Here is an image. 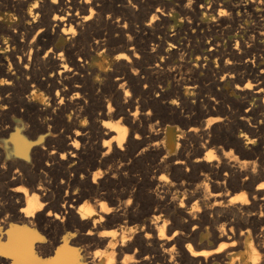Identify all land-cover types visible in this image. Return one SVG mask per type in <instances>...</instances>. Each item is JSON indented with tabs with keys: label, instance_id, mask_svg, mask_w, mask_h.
<instances>
[{
	"label": "bare ground",
	"instance_id": "6f19581e",
	"mask_svg": "<svg viewBox=\"0 0 264 264\" xmlns=\"http://www.w3.org/2000/svg\"><path fill=\"white\" fill-rule=\"evenodd\" d=\"M177 1L0 0V264H264V0Z\"/></svg>",
	"mask_w": 264,
	"mask_h": 264
},
{
	"label": "rangeland",
	"instance_id": "374dc122",
	"mask_svg": "<svg viewBox=\"0 0 264 264\" xmlns=\"http://www.w3.org/2000/svg\"><path fill=\"white\" fill-rule=\"evenodd\" d=\"M43 0H40V4H41V2H42ZM225 1H231V0H225ZM179 2L180 1H177V0H163V3H164V5L166 6V7H174V11H172L171 13H170V15L168 16L166 13L164 14V17H165V23H164V26H163V33L165 34V35H167V37H175L176 38V42L175 43H178V42H181L182 41V38H183V34H184V26H185V19L180 15V12H178V7H177V4H179ZM177 11V12H176ZM2 15V16H1ZM3 15H9L10 16V14H8V10H5L4 12H1V14H0V17L2 18V23L4 24V26H6V27H10V24L8 23V21H7V19L6 18H3ZM181 17V18H180ZM198 18H200V17H198ZM201 20H203L204 22H209V21H211L212 19H210V18H206V19H202L201 18ZM17 21H20V19H18L17 18ZM180 33H179V32ZM182 31V32H181ZM177 33H178V35H177ZM180 34V35H179ZM176 35V36H175ZM178 36V37H177ZM181 36V37H180ZM215 39L216 40H218V41H220L221 43H222V39H221V37L217 34L216 36H215ZM232 39V40H231ZM233 39H234V36L233 35H231L230 37H229V39L228 38H226L225 39V41H224V43H225V48H228V47H232V42H233ZM230 42H229V41ZM183 42V41H182ZM181 42V43H182ZM260 44H259V46L263 49V51H264V44L263 43H261V42H259ZM55 44H59V45H64V46H66L67 45V43H66V41H64V40H62V39H56L55 40ZM226 44H228V46L226 45ZM175 46H177V44H175ZM162 49L164 50V49H167V46L165 45V47H164V45H163V47H162ZM172 50H175L174 48H172ZM172 50L170 51L169 50V52H172ZM9 51H10V48H9ZM8 52V50H5L4 48H3V46L1 47V49H0V58H1V61H2V59L4 58V56L6 55V54H8L7 53ZM95 55L94 54H92V58L88 61V65H89V67L90 68H93V69H95V68H97L98 67V59L96 58V56L94 57ZM2 63V65H4L3 67V69L5 70L6 69V64H5V62H1ZM189 63H192V61H190ZM207 64H208V62H207ZM209 66H211V67H213V65L212 64H210ZM96 75H98V73L96 72V71H93L92 72V74H91V76H90V79H91V81L92 82H95L96 84H99V83H102L103 81H104V79H103V77L102 76H96ZM98 79V80H97ZM203 85V87L204 88H208V85H207V83L206 82H203L202 83ZM206 84V85H205ZM219 90L218 91H220L222 94H224V96L227 98V99H230V100H233V101H237L236 103L237 104H234V105H232V106H227V105H225L224 106V109L226 110L227 109V112L230 114L231 112V114H233L232 116L236 119L237 117H238V114L240 113V107L238 106V101H240L241 100V96H240V94H239V92L238 91H236L235 90V88L233 87V85L230 83V82H227V81H224V82H222V84H220V86H219V88H218ZM231 95V96H230ZM174 97V96H173ZM246 102H251V100L249 101V100H245ZM245 102V103H246ZM50 104L51 103H49L48 105H47V107L49 108L50 107ZM253 104H255L254 106L256 107V106H258V102L257 101H253ZM236 105V106H235ZM203 109H202V108ZM200 108V109H199ZM212 108V107H211ZM232 108V109H231ZM234 108H235V110H234ZM206 108L205 107H203V106H199L198 108H197V110H194V111H192V112H190V113H181V115L177 118V121L176 122H172L173 124H168L169 126H171L172 128H180L181 126H183V125H185V123L187 122V121H192V122H198L200 119L201 120H203L202 118H201V113L205 110ZM232 110V111H231ZM186 114V115H185ZM188 114V115H187ZM194 114V115H193ZM230 114V115H231ZM222 114L221 113H213V114H211L210 116H209V118L211 117L212 119L214 118H217V117H220ZM187 117V118H186ZM207 119V118H206ZM180 120V121H179ZM205 120V119H204ZM115 121V120H114ZM230 123H232V126H234V122L231 120L230 121ZM236 135H238L239 134V131L237 130L236 131V133H235ZM263 152V151H262ZM252 160V159H251ZM257 183H259V182H257ZM256 183V184H257ZM52 231V230H51ZM84 242H76V244H75V247H74V249L76 248V250L75 251H81V249L83 250V248L85 249V247L87 246V244L86 243H84ZM82 244V245H81ZM79 245V246H78ZM86 245V246H85ZM83 246V247H82ZM81 248V249H80ZM214 264H217V262H215L214 261Z\"/></svg>",
	"mask_w": 264,
	"mask_h": 264
},
{
	"label": "clouds",
	"instance_id": "9594fccd",
	"mask_svg": "<svg viewBox=\"0 0 264 264\" xmlns=\"http://www.w3.org/2000/svg\"><path fill=\"white\" fill-rule=\"evenodd\" d=\"M89 2H90V0H89ZM193 2H194V0H187V5H186V7L190 8L191 5L193 4ZM38 3H39V0H37V2L34 3V4L32 5V8L37 7V6H38ZM53 3H56V0H53ZM129 3H131V0H129ZM133 7H135V6L133 5ZM30 11H31V9H30ZM157 11H160V9H157ZM219 15H220V16H226V15H228V13H227L226 11H220ZM33 19H36V17H33ZM85 19H91V16H89V17H85ZM156 19H158V17L155 16V15H153L152 20L155 21ZM213 19H214V18H213ZM125 27H127V25H125ZM69 31L72 33L73 36L76 35L74 29H69ZM128 39L131 40L132 37L129 36ZM5 43H7L6 40H5ZM237 46H238V45H237ZM153 51H155V47H153ZM60 59L63 60V54H61ZM116 59L119 60V59H121V57H120V56H117ZM124 59H127V57H124ZM65 68H67V65H65ZM5 83H9V82L6 81V80H0V84H5ZM120 87H121V88H124V85L121 84ZM246 87L249 88V89H251V88L253 87V85H252L251 83H248V84L246 85ZM128 95H130V93L127 91V89H125V96H128ZM171 103H172V104H177V101H176V100H172ZM109 111H110V112L112 111V108H111V107H109ZM149 115H150V113H149ZM211 123H212V121L210 120V121H209V124H211ZM123 133H124V130H122V135H121V137H120V142H121V143H123ZM77 135H79V133H77ZM241 135H244V134L241 133ZM137 138H138V137H137ZM245 139L247 140V137H246V136H245ZM247 142H248V143H251V144H254V143H255V140H248ZM74 143H75V142H74ZM75 146H76L77 148L80 147L79 143H75ZM105 155H107V153H105ZM226 155L231 156L232 154H231V153H227ZM209 158H210V157H209ZM232 159H236V157H232ZM100 175H101L100 172H96V173H95V176H96V177H99ZM262 185H264V184H262ZM18 190H21V191H22V190H24V189L21 188V189H18ZM33 199H35V198H33ZM129 203H131V200H129ZM37 207L42 208L43 205H38ZM35 210H36V209H35V207L33 206L32 201H29V207H28L27 209H24V211H26L27 214L30 215V216L32 215L33 211H35ZM49 215H52V213H49ZM162 235H163V232L161 231V236H162ZM188 248H189V245H188ZM189 250H191V249H189ZM98 255H99V254H98ZM259 258H260V257H259V254H257V260H259ZM127 259H131V257H128Z\"/></svg>",
	"mask_w": 264,
	"mask_h": 264
},
{
	"label": "snow or ice",
	"instance_id": "6c2138e0",
	"mask_svg": "<svg viewBox=\"0 0 264 264\" xmlns=\"http://www.w3.org/2000/svg\"><path fill=\"white\" fill-rule=\"evenodd\" d=\"M57 95H59V93H57ZM105 126H106V127H109V128L114 127V125H112V124H107V125H105ZM126 131H127V130L124 129V132H126ZM108 143H111V141H108ZM209 157H210V158H209ZM207 158H208L209 160L216 159L215 155H214L213 153H211V152H209ZM161 179H166V178H165V177H161ZM260 187H261V188H264V185H260ZM18 191H21V190H18ZM22 191H26V190L24 189V190H22ZM237 199L242 200V199H245V197L243 196V194H241L240 197H234L233 202H235V200H237ZM102 207H105V206L102 205ZM197 210H198V209H197ZM156 219L159 220L160 217H157ZM165 223H167V222H165ZM161 231H162L163 234H164V229H163V227L161 228ZM102 235H114V234H113V233H102ZM162 236H163V235H162ZM189 249H191V245H189ZM195 255H208V253H195Z\"/></svg>",
	"mask_w": 264,
	"mask_h": 264
}]
</instances>
